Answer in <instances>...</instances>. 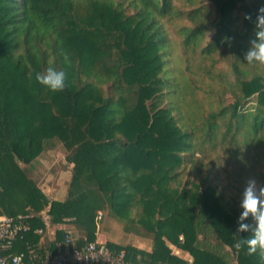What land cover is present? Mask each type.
Masks as SVG:
<instances>
[{"label":"trees","instance_id":"obj_1","mask_svg":"<svg viewBox=\"0 0 264 264\" xmlns=\"http://www.w3.org/2000/svg\"><path fill=\"white\" fill-rule=\"evenodd\" d=\"M262 3L0 0V207L32 215L10 251L44 256L46 220L65 225L51 251L115 220L153 235L151 250L106 242L140 264H264L235 246L245 182L264 184V65L243 61ZM49 66L63 91L36 81ZM54 139L72 164L63 200L33 178Z\"/></svg>","mask_w":264,"mask_h":264},{"label":"clouds","instance_id":"obj_2","mask_svg":"<svg viewBox=\"0 0 264 264\" xmlns=\"http://www.w3.org/2000/svg\"><path fill=\"white\" fill-rule=\"evenodd\" d=\"M245 19L254 24V35L249 40L248 48L244 52L243 61L248 65H264V3H262L253 20L252 14H246ZM36 81L52 92L63 91L65 88L66 74L49 66L46 71L36 74ZM240 208L242 212L238 217L237 233H251V235L238 241L236 247H247V254L253 255L258 250L264 254V184L255 177L246 180L240 193ZM254 223H248V219ZM13 264H16L15 260Z\"/></svg>","mask_w":264,"mask_h":264},{"label":"built area","instance_id":"obj_3","mask_svg":"<svg viewBox=\"0 0 264 264\" xmlns=\"http://www.w3.org/2000/svg\"><path fill=\"white\" fill-rule=\"evenodd\" d=\"M45 217V212H44ZM30 213L7 215L0 207V264H140L129 260L125 250L114 251L106 242L88 241L83 247L73 246L75 239L66 233L62 242L55 245V251L47 252L39 260L28 261L23 252L12 253L10 249L18 239H24L31 230ZM38 235L43 228H36Z\"/></svg>","mask_w":264,"mask_h":264},{"label":"rangeland","instance_id":"obj_4","mask_svg":"<svg viewBox=\"0 0 264 264\" xmlns=\"http://www.w3.org/2000/svg\"><path fill=\"white\" fill-rule=\"evenodd\" d=\"M181 2H185V0H181ZM171 31H174V27H172ZM45 151H48L45 155L46 159L44 163H41L38 167V171L41 173L37 175L33 174V178L45 193L49 195L52 192L60 193L59 190L62 191L68 187L71 177V172L69 170L70 164L65 159L66 151L58 139H54ZM45 151L43 153H45ZM41 168H43L44 171L40 170ZM106 224L103 225L104 230L107 229V232L103 234L105 236H102V234L98 235L99 237L101 236V240H104V242L108 239H112L122 243H141L143 246H146L145 248L153 244V235L145 232L142 227L135 226L131 231H127L122 224L115 220L109 222L108 228H106L107 226L105 227ZM173 248L177 250L175 246H173Z\"/></svg>","mask_w":264,"mask_h":264},{"label":"crops","instance_id":"obj_5","mask_svg":"<svg viewBox=\"0 0 264 264\" xmlns=\"http://www.w3.org/2000/svg\"><path fill=\"white\" fill-rule=\"evenodd\" d=\"M46 153H48V151L46 152L45 151V153H43L41 156H40V158L37 160V161H35L34 163H35V169H34V171H33V174H38V173H41V172H39L38 171V167H39V165L41 164V163H44V161H45V159H46V157H45V155H46ZM71 168H72V164H70L69 165V170H70V172H71ZM40 170H42V171H44V169L43 168H41ZM41 177V176H40ZM59 192L60 193H58V192H52L50 195L48 194V193H46V195L50 198V199H65L66 198V196H67V192H68V187H66L64 190H62V191H60L59 190ZM65 228V225H63V224H58V225H51L47 220H46V229H44V233L42 234V235H40V242H39V245H38V247H41V246H44V248H45V250H47L46 251V253L47 252H50V248L49 249H47V247L50 245V242L52 241V240H54L55 239V236H56V230L57 229H64ZM106 228H108V226L106 227ZM101 232H103V233H101ZM107 232V229H105L104 230V227L102 226V228L98 231V233H97V240H99V241H103L104 242V240H101V236L99 237L98 235L99 234H102V236H105V235H103L104 233H106ZM65 237V236H64ZM107 241H112V242H115V243H118V244H131V243H122V242H120V241H118V240H112V239H108V240H106V242ZM132 245H135V246H137V247H139V248H142V249H146V250H151L152 249V247H153V244L152 245H149V246H147L148 248H145L146 246H143L141 243L140 244H132ZM45 253V254H46Z\"/></svg>","mask_w":264,"mask_h":264}]
</instances>
